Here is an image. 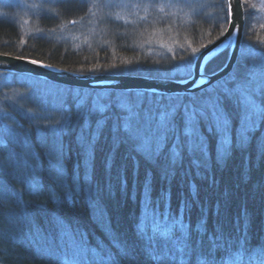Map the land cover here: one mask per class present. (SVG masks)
Instances as JSON below:
<instances>
[{
  "label": "trees",
  "instance_id": "trees-1",
  "mask_svg": "<svg viewBox=\"0 0 264 264\" xmlns=\"http://www.w3.org/2000/svg\"><path fill=\"white\" fill-rule=\"evenodd\" d=\"M92 1L43 0L35 17L41 34L27 36L14 18L16 10L0 3V51L40 59L74 71L179 77L168 75L169 65L165 61L188 58L192 47L199 48L201 43L206 45L209 40L213 41L228 24L226 0H186L181 4L174 0V8L180 5L182 9L183 3L187 7L183 20L179 18L175 29L172 27L174 39L166 41L173 42V46L166 50L165 63L162 58L152 59L144 54L131 38L122 35L115 39L107 37L103 41L108 46H98L90 51L62 50L61 44L46 38L69 25L68 21L87 14L88 3ZM254 1L243 0L245 31L242 47L253 41L254 32L264 33V16L258 17V30L253 29V13L249 5ZM148 2L154 4V0ZM202 10L206 13L204 17L200 13ZM158 23L164 25L167 20L162 22L159 19ZM261 42L259 45L264 46ZM227 57V49L218 52L204 64L203 71L217 70ZM125 60L133 63L125 64ZM111 64L117 67H109ZM94 65L100 67L90 70ZM237 66L241 70L248 68L247 62L238 58L233 70L223 80L229 79ZM223 80L217 82L223 83ZM217 82L211 86H216ZM129 94L133 100L143 99L145 106H154L161 97L164 103H179L192 93L89 90L0 70V165H3L0 171V264H60L58 258L73 254L83 257L87 264L92 254L111 251L118 255L114 246L118 242L133 249L132 256L121 258L119 264H151L145 253L146 240L139 239L136 231L138 223L148 227L149 231L151 228V209L143 203L148 198L144 189L145 175L151 173L152 208L167 211L170 201L173 211L184 213L182 202L189 195L188 181L196 171L190 158L185 159L174 177L165 179L159 168L137 156L131 145L122 144L109 170L105 167V157L110 145L102 140L95 157V181L102 186V191L92 204L87 191L91 161L80 155L76 139L80 131L75 117L77 96L124 98ZM69 109L72 122L64 125V154L57 158L52 151L57 133L49 125L63 120ZM116 114L117 110L113 109V119ZM256 124L248 148L243 152L234 150L224 164L215 163L216 142L212 140L208 178L197 179L196 187L191 189L197 193V202L191 207L193 224L203 207L209 233L222 230L230 241L235 240L231 243L233 250L239 246L241 234L248 231V241L245 242L248 255L244 264H249L248 256L252 257L251 264H261L264 260V248L255 247L264 245V123L257 118ZM242 125L239 115H235L230 136L233 144L242 133ZM57 168L69 177L76 172L79 179L75 182L68 179L66 184L57 185L53 182L54 169ZM33 183L40 185L42 193L32 191L30 185ZM162 190L170 194L167 200L161 199ZM53 192L55 199L51 198ZM58 216L67 221L63 227L56 223ZM81 238L83 248H80ZM205 242L207 244V237ZM223 264H228L227 255Z\"/></svg>",
  "mask_w": 264,
  "mask_h": 264
},
{
  "label": "snow or ice",
  "instance_id": "snow-or-ice-1",
  "mask_svg": "<svg viewBox=\"0 0 264 264\" xmlns=\"http://www.w3.org/2000/svg\"><path fill=\"white\" fill-rule=\"evenodd\" d=\"M241 0H236V9L240 10ZM232 4H228L229 11ZM163 6L159 11L163 12ZM82 19V18H81ZM117 20L123 17L117 15ZM147 20V16L140 17ZM68 23L76 25L78 20H70ZM125 23H135L125 21ZM232 27L235 31L240 30V23L234 22ZM264 27V26H262ZM223 32H221V35ZM212 43L211 40L208 41ZM264 43V42H261ZM207 46L203 43L199 48L192 47L191 54L195 55ZM33 64H41L42 61L32 59ZM125 64L133 61L125 60ZM256 60L250 62L246 70L237 66L236 72L230 78L217 82L216 86L201 87L199 93H192L179 103L160 102L154 106H145L143 99H132L131 94L127 97H95L77 96L75 113L76 122L80 131L77 135V144L80 155L91 161L92 171L88 181L87 191L89 201L95 204L102 191V186L95 181V157L98 145L101 141L109 143V149L105 157V167L111 169L115 162V154L122 144L131 145L132 151L147 162L159 168L161 175L168 179L174 177L177 169L183 167L186 158H190L191 166L195 168V174L189 179V195L183 200L184 213L171 209L168 202L167 211L152 208L151 199V173L145 175L144 189L148 198L143 201L146 207L151 209V228L142 227L137 224V236L146 240L145 253L151 264H223L225 255L228 256V264H244L248 250L245 242L248 241V231L245 230L239 237V246L234 250L230 241L222 230L209 233L204 209L201 207V215L193 224L191 218V207L197 202V193L191 191L196 187L197 179H207V164L212 159V140H215V163L221 165L226 163L234 150L241 152L248 148L251 133L257 128V118L264 123V84L262 79L255 78ZM51 67L52 65H44ZM100 67L94 65L92 71ZM109 67H117L115 64ZM259 67L264 73V57L260 58ZM215 72L208 73L210 78ZM113 109L117 110L113 119ZM239 115L241 122L245 125L244 131L238 136L233 144L230 139L232 122L235 115ZM72 113L69 109L68 115L63 120L56 121L53 127L57 133L52 144V151L57 158L64 154L63 130L65 123L71 124ZM251 127H248V124ZM39 126V125H37ZM134 161L136 158L133 157ZM3 165H0V171ZM187 175V174H186ZM68 179L74 182L79 179V174L74 172L71 177L66 176L60 168L54 169L53 182L64 185ZM126 183V181H125ZM35 193H42L39 184L30 185ZM170 194L161 192V199L167 200ZM51 198L55 199V193ZM56 223L63 227L67 221L58 216ZM71 226L69 225V228ZM207 237V244L205 242ZM227 245V247H226ZM117 253L111 251L101 252L99 255L92 254L87 264H119L121 258H129L133 249L127 244L117 243ZM84 247L80 240V248ZM255 247L264 248V245ZM91 252V249H89ZM60 264H86L85 259L73 254L64 255ZM249 264L252 257L248 256ZM264 264V260H261Z\"/></svg>",
  "mask_w": 264,
  "mask_h": 264
},
{
  "label": "rangeland",
  "instance_id": "rangeland-1",
  "mask_svg": "<svg viewBox=\"0 0 264 264\" xmlns=\"http://www.w3.org/2000/svg\"><path fill=\"white\" fill-rule=\"evenodd\" d=\"M148 1L151 0H94L88 3L90 8L87 14L76 19L79 23L66 25L46 38L61 44L62 50L67 48L70 51H90L92 48L107 45L103 39L107 37L115 39L118 35H122L131 38L136 45L135 47L152 59L162 58V63L166 62V65H169L168 75L189 76L197 54L195 56L190 54L188 58L182 57L177 61L169 59L164 62L166 50L172 49L173 46L171 45L173 42L166 43V41L174 39L173 33L171 34L173 32L172 27H176L179 18L180 21L183 20L187 5L183 3L181 9L180 5L174 8L172 5L174 0H154V4ZM183 1L186 2V0H178L180 4ZM42 2L43 0H0L1 4H8L16 10L14 18L26 36L31 33L41 34L38 32L40 30L35 17L43 6ZM161 6H163V12L159 11ZM249 9L253 13V29L258 30L257 23L260 19L258 17L261 16L262 18L264 16V0H255L252 5H249ZM191 12L194 13L195 10H191ZM78 13L79 11L76 14ZM200 13L202 17L206 14L204 10ZM165 14L168 16H164ZM117 15L123 17V19L117 20ZM144 16H147V20H140V17ZM164 17H168V19H164ZM159 19H162V22L167 20V23L160 25L158 23ZM125 21L135 23H125ZM253 38L252 42H247L241 48L239 59H242V62H247L248 67L250 62L255 59V78L257 80L262 79V84H264V73L261 72L259 67L260 58L264 57V46L259 45L261 41L264 42V33L254 32ZM242 126L241 130L243 132L245 125ZM247 126L251 127V124L249 123Z\"/></svg>",
  "mask_w": 264,
  "mask_h": 264
},
{
  "label": "water",
  "instance_id": "water-1",
  "mask_svg": "<svg viewBox=\"0 0 264 264\" xmlns=\"http://www.w3.org/2000/svg\"><path fill=\"white\" fill-rule=\"evenodd\" d=\"M226 1L227 4H232L231 10L228 9L227 27L222 35L197 53L191 73L186 77H161L126 72H81L40 59L1 51L0 70L29 74L55 84L89 90H140L165 94L194 93L200 91L202 86L208 87L209 84L212 85L228 76L239 58L245 31V8L243 0H241L239 11L236 9V0ZM237 21L240 23L239 31H235L232 27V24ZM226 48H228L227 60L220 68L213 71L215 75L208 78V73L203 71L204 64ZM32 59L42 61V63L33 64L30 62Z\"/></svg>",
  "mask_w": 264,
  "mask_h": 264
}]
</instances>
